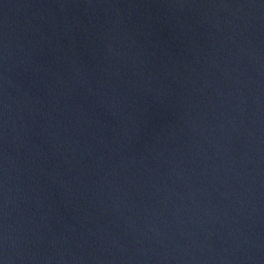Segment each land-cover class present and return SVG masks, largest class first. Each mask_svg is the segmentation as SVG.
I'll use <instances>...</instances> for the list:
<instances>
[{
    "label": "water",
    "instance_id": "95a60500",
    "mask_svg": "<svg viewBox=\"0 0 264 264\" xmlns=\"http://www.w3.org/2000/svg\"><path fill=\"white\" fill-rule=\"evenodd\" d=\"M0 264H264V0H0Z\"/></svg>",
    "mask_w": 264,
    "mask_h": 264
}]
</instances>
